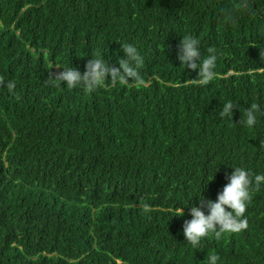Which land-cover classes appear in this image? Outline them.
<instances>
[{
	"label": "trees",
	"instance_id": "16d2710c",
	"mask_svg": "<svg viewBox=\"0 0 264 264\" xmlns=\"http://www.w3.org/2000/svg\"><path fill=\"white\" fill-rule=\"evenodd\" d=\"M183 34L216 55L207 85L176 59ZM127 43L142 83L50 78L97 56L118 66ZM260 49L264 0H0V264H264V184L250 187L246 229L198 248L182 235L216 169L206 199L233 167L264 174Z\"/></svg>",
	"mask_w": 264,
	"mask_h": 264
},
{
	"label": "clouds",
	"instance_id": "9594fccd",
	"mask_svg": "<svg viewBox=\"0 0 264 264\" xmlns=\"http://www.w3.org/2000/svg\"><path fill=\"white\" fill-rule=\"evenodd\" d=\"M121 49L124 55L117 57L118 66L105 63L103 59L97 56L87 61L84 71L72 66L62 67V71L55 76L50 75V78L57 85H61L63 82L69 89L80 88L87 91H95L101 88L106 80L122 85H127L129 81L142 83L139 68L143 58L137 46L132 43L121 44ZM260 57L264 59V50L260 49ZM176 59L179 60L180 65H183V68L197 70V78L193 80L197 81L199 85H207L215 78L216 55L209 49L207 58H202L200 41L194 36L183 34L178 45ZM6 87L12 89L15 84L8 81ZM234 105L236 102H224L219 111L220 118L223 119L232 114ZM259 110L258 104H250L245 109L239 124L245 128H253L256 125ZM216 171L217 169L212 178L203 184L202 190L197 194L198 203H193L189 208L191 218L185 220L182 226L184 241L193 248H198L202 238L209 233H214L219 239L223 233L239 232L246 229L248 222L244 213L247 203L251 199L250 187L253 182H255L257 189L264 184V174L254 175L251 169L236 166L233 167L230 174H226L227 182L217 192L215 200L206 199L203 196V189L214 178ZM187 205L182 202H179V206L176 204L173 215L183 216L184 206ZM218 260L217 254H209L206 264H218Z\"/></svg>",
	"mask_w": 264,
	"mask_h": 264
}]
</instances>
